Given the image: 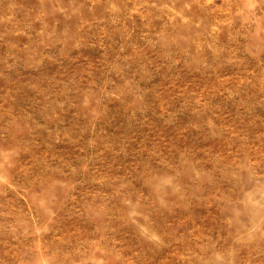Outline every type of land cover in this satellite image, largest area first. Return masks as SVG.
Returning <instances> with one entry per match:
<instances>
[{
  "label": "rangeland",
  "instance_id": "rangeland-1",
  "mask_svg": "<svg viewBox=\"0 0 264 264\" xmlns=\"http://www.w3.org/2000/svg\"><path fill=\"white\" fill-rule=\"evenodd\" d=\"M0 264H264V0H0Z\"/></svg>",
  "mask_w": 264,
  "mask_h": 264
}]
</instances>
